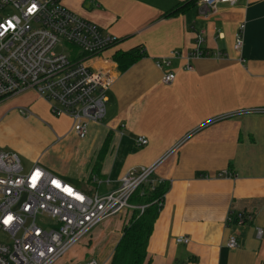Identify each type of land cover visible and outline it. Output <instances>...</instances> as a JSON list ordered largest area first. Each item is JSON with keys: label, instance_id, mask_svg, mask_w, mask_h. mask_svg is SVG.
Instances as JSON below:
<instances>
[{"label": "crops", "instance_id": "obj_1", "mask_svg": "<svg viewBox=\"0 0 264 264\" xmlns=\"http://www.w3.org/2000/svg\"><path fill=\"white\" fill-rule=\"evenodd\" d=\"M63 2L119 41L89 59L112 77L104 118L89 123L85 138L72 132L67 116L60 117L71 121L67 133L42 124L48 142L37 162L52 150L55 174L66 181L74 176L71 184L100 194L118 189L132 168L159 162L154 175L169 189L149 238V264H264V234H258L264 230V0L214 9L198 0ZM241 24L244 45L238 52ZM135 47L145 54L120 69L121 56ZM197 48L208 55L192 57V69L184 68ZM162 58L170 65L161 69L156 60ZM165 70L176 73L173 82H163ZM32 96L42 100L28 90L1 102ZM107 135L99 176L89 180ZM141 136L146 144L138 142ZM79 148L84 155L76 157ZM225 170L232 176H221ZM240 213L252 219L229 222L230 214ZM129 217L109 218L100 234L115 247ZM233 234L235 248L227 245ZM180 236L190 241L177 243Z\"/></svg>", "mask_w": 264, "mask_h": 264}, {"label": "built area", "instance_id": "obj_2", "mask_svg": "<svg viewBox=\"0 0 264 264\" xmlns=\"http://www.w3.org/2000/svg\"><path fill=\"white\" fill-rule=\"evenodd\" d=\"M64 0H0V24L11 20L15 27L0 31V102L22 92L33 90L53 114L72 120L71 130L79 138L88 135L89 123L101 121L106 114L108 89L112 81L104 69H95L89 59L96 57L119 39L96 22L67 8ZM214 9L219 4L239 0H198ZM36 4L34 12L28 8ZM13 8L16 13L2 16ZM241 24L235 38V50L244 45ZM202 41V38H199ZM59 44L71 45L77 51H56ZM172 55H177L173 51ZM208 53L197 48L187 57L184 68L192 69L189 60ZM241 59H244L241 55ZM159 68L170 65L169 58L157 59ZM176 73L165 70L163 82L171 83ZM20 112L27 115L25 108ZM138 142L146 144L145 137ZM159 162L145 168H132L122 178L118 189L88 194L36 162L24 169L16 153L0 150V264H59L93 229L108 218L121 213H141L147 204H134L132 194L143 184L163 180L154 177ZM40 175L33 180L36 173ZM221 176H232L225 170ZM164 200H156L162 206ZM11 220L5 223V220ZM252 215L230 214L229 222L242 224ZM261 237L264 230L259 228ZM177 243H188V237H177ZM227 245L239 246L237 235ZM62 264H102L96 258L69 260Z\"/></svg>", "mask_w": 264, "mask_h": 264}, {"label": "rangeland", "instance_id": "obj_3", "mask_svg": "<svg viewBox=\"0 0 264 264\" xmlns=\"http://www.w3.org/2000/svg\"><path fill=\"white\" fill-rule=\"evenodd\" d=\"M14 13H16L15 9L8 8L3 11L2 16L6 17ZM55 49L57 52H61L62 50L66 52L77 51L71 45L67 46L66 44H59ZM20 107L26 109L27 115L20 113ZM42 124L53 126L62 133H67L71 127V121L53 114L50 107L44 101L35 99L34 96L29 99L22 98L12 101L8 99L3 103L0 102V150L16 153L20 157L23 168L29 169L38 161L42 150L48 142L45 135L47 130L45 132ZM83 155L84 149L81 148L76 157ZM55 160V153L49 150L41 164L58 174L53 165ZM67 180L70 183L76 184L74 176H70ZM83 191L91 195L95 190L84 189ZM103 222L93 229L92 235H88L82 242L77 244L59 264L72 259L82 260L86 257L85 253H89L88 256H95L102 264H109L114 244L100 234L104 232Z\"/></svg>", "mask_w": 264, "mask_h": 264}, {"label": "trees", "instance_id": "obj_4", "mask_svg": "<svg viewBox=\"0 0 264 264\" xmlns=\"http://www.w3.org/2000/svg\"><path fill=\"white\" fill-rule=\"evenodd\" d=\"M180 9L182 10V6L177 10H170L165 15H171ZM124 54L125 55L121 56V61L119 62L120 69L129 67L132 62L141 58L145 53L140 47H135ZM124 57L126 60H123ZM110 139V135H107L98 152L97 160L91 170L89 180L95 175L97 177L99 176L97 175L99 167L108 150ZM154 177L156 176L154 175ZM168 189V182L163 180L154 185L145 183L132 194L130 199L132 203L147 204V207L142 213L139 209H135L131 212L129 219L122 227V235L113 249L109 264H149L150 260L148 258L147 246L153 231L154 223L162 207L159 206L156 200H164Z\"/></svg>", "mask_w": 264, "mask_h": 264}, {"label": "snow or ice", "instance_id": "obj_5", "mask_svg": "<svg viewBox=\"0 0 264 264\" xmlns=\"http://www.w3.org/2000/svg\"><path fill=\"white\" fill-rule=\"evenodd\" d=\"M36 8H37V5L36 4H32L31 7L28 8V12L29 13L34 12L36 10ZM14 27H15V25H14V23L11 20H9L7 22V25L6 26L4 24H0V29H2L3 31H7V30L12 29ZM0 34H3V32L0 31ZM39 175H40V173L37 172L36 173V176L33 177V180H35L36 177H38ZM9 220H11V217H8V220H5V223H8Z\"/></svg>", "mask_w": 264, "mask_h": 264}]
</instances>
